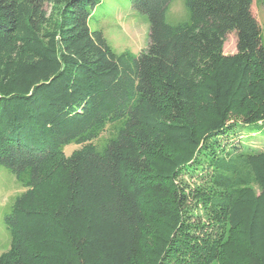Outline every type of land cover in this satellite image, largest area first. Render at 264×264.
Masks as SVG:
<instances>
[{"label":"trees","instance_id":"1","mask_svg":"<svg viewBox=\"0 0 264 264\" xmlns=\"http://www.w3.org/2000/svg\"><path fill=\"white\" fill-rule=\"evenodd\" d=\"M98 1L0 0V165L26 188L0 264H264V148L228 139L264 135L253 0H185L178 23L132 0L138 54L90 28Z\"/></svg>","mask_w":264,"mask_h":264},{"label":"rangeland","instance_id":"2","mask_svg":"<svg viewBox=\"0 0 264 264\" xmlns=\"http://www.w3.org/2000/svg\"><path fill=\"white\" fill-rule=\"evenodd\" d=\"M252 11L263 26L264 37V0H253ZM189 19L190 10L185 0H172L167 11V21L178 23ZM88 23L92 30L103 31L108 43L116 52L129 50L138 54L149 43L150 22L148 16L136 8L132 0H99L94 8H90ZM236 41V32H229L224 43V52H236ZM107 134L108 130L104 131L96 141H101ZM239 134H241L240 137L234 135L228 139L242 145V141H246L248 136L247 142L251 147L264 148V135L258 130L250 132L241 129ZM80 146L76 143L69 144L65 147V153L70 154ZM183 178L189 183L194 179L188 174H185ZM25 190L26 188L17 182L14 174L5 166L0 165V254L9 248L12 241V226L7 217L13 211L12 206L16 196ZM232 254L233 257L236 256L231 252L229 256L232 257Z\"/></svg>","mask_w":264,"mask_h":264}]
</instances>
